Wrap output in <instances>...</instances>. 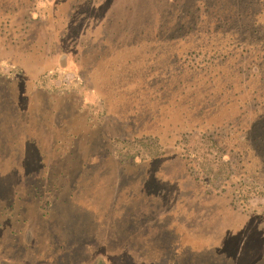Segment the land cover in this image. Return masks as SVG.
I'll list each match as a JSON object with an SVG mask.
<instances>
[{
  "label": "rangeland",
  "instance_id": "1",
  "mask_svg": "<svg viewBox=\"0 0 264 264\" xmlns=\"http://www.w3.org/2000/svg\"><path fill=\"white\" fill-rule=\"evenodd\" d=\"M23 72L82 125L41 162L0 116V264H264V0H0Z\"/></svg>",
  "mask_w": 264,
  "mask_h": 264
},
{
  "label": "trees",
  "instance_id": "2",
  "mask_svg": "<svg viewBox=\"0 0 264 264\" xmlns=\"http://www.w3.org/2000/svg\"><path fill=\"white\" fill-rule=\"evenodd\" d=\"M64 48H60L57 51H63ZM65 51V50H64ZM6 57H9L5 55ZM5 58V57H4ZM41 64H39L36 69H40ZM60 67L63 68V70H69L71 67L67 66L64 67V65H60ZM36 72V71H34ZM44 70L41 72L43 73ZM41 73H21L17 75L15 78L13 77H5L0 76V116L4 118V115L7 113L6 118H4L5 122L19 120V122L22 124L25 123L26 127L29 129L28 133L23 135V137L19 138V141L22 142L23 138L25 141H27L28 144V154L29 158L33 159V156L36 151H40L42 155L38 159V161L45 160V154H47V148L50 145V142L53 141L52 136L59 135H66L70 136L72 135L71 132H73L72 129H76L82 125V122L78 120H70L66 113H70L69 111H63L62 113H56L53 107H51L50 101L47 100L44 101L40 99L36 94V79L38 76H40ZM38 75V76H37ZM139 89V87H137ZM131 99L129 98V104L131 106V109L128 110L134 111L132 114L130 113V116L132 118H128V129L136 128L139 121H142V115L140 112L145 111L147 109V113L149 114L147 120H148V127H152V124L154 126L155 131L157 130L156 126L159 125L160 117L156 114H151L152 111H156L155 107L153 106L151 101L145 100V95L136 90L135 94H133ZM22 99H25L21 102ZM132 104V105H131ZM5 109V111H2V109ZM10 110H12V114L10 115ZM140 111V112H139ZM60 112V111H59ZM58 114V115H57ZM65 115V117H64ZM58 116V117H57ZM135 116V117H134ZM2 120V118H1ZM55 123H58V127L55 130ZM133 126V127H130ZM132 130H128V135H131L133 138L137 137L136 132H132ZM71 131V132H70ZM70 132V133H69ZM87 133V132H86ZM133 133V134H130ZM88 134V133H87ZM147 134H142L141 137L146 136ZM75 138H82L79 137L78 134L73 135ZM47 142V143H45ZM18 146V142L16 143H9L8 141L0 140V148L4 151V149L9 148L8 145L11 146ZM45 144L47 145V148L45 147ZM45 147V148H44ZM39 149V150H38ZM43 152H42V151ZM167 151L165 150L162 154V158L160 161L164 162V157L166 159L167 157ZM45 153V154H44ZM161 157V156H160ZM181 161L183 160L181 155L179 156ZM36 159H34L35 161ZM155 159L152 158L150 162L154 161ZM155 163V161H154ZM188 172V168H187ZM188 176L192 177V173L188 172ZM198 193V192H197ZM195 193V194H197ZM206 193V192H205Z\"/></svg>",
  "mask_w": 264,
  "mask_h": 264
}]
</instances>
